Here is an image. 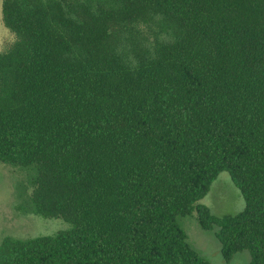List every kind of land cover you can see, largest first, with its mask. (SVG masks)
I'll use <instances>...</instances> for the list:
<instances>
[{
	"label": "trees",
	"instance_id": "trees-1",
	"mask_svg": "<svg viewBox=\"0 0 264 264\" xmlns=\"http://www.w3.org/2000/svg\"><path fill=\"white\" fill-rule=\"evenodd\" d=\"M0 163L32 169L28 213L68 230L5 237L0 264H264V0H3ZM246 206L201 204L221 173Z\"/></svg>",
	"mask_w": 264,
	"mask_h": 264
},
{
	"label": "rangeland",
	"instance_id": "rangeland-1",
	"mask_svg": "<svg viewBox=\"0 0 264 264\" xmlns=\"http://www.w3.org/2000/svg\"><path fill=\"white\" fill-rule=\"evenodd\" d=\"M0 0V52L15 41V36L2 20ZM35 171L0 163V244L5 237L21 239L51 236L68 230L70 225L62 219H45L28 213L25 202L31 195ZM201 204L217 217L236 215L245 209L246 202L240 189L227 172L220 174ZM179 223L189 237V244L211 264H250V253L236 254L230 263L225 262L221 244L215 233L201 228L195 216L179 218Z\"/></svg>",
	"mask_w": 264,
	"mask_h": 264
}]
</instances>
